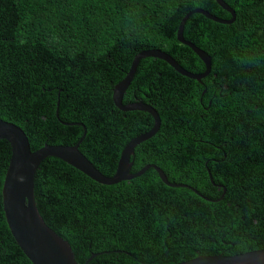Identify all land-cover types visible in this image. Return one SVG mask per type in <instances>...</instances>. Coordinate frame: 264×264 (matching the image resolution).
<instances>
[{"label":"trees","instance_id":"1","mask_svg":"<svg viewBox=\"0 0 264 264\" xmlns=\"http://www.w3.org/2000/svg\"><path fill=\"white\" fill-rule=\"evenodd\" d=\"M223 1L235 13L231 24L192 14L183 28L210 56L207 76L192 80L144 58L122 99L150 105L160 118L155 135L135 147L131 172L155 165L202 197L164 185L152 168L101 185L54 157L38 166L37 210L78 264L91 255L88 264H178L264 249V0ZM194 9L230 19L215 0H0V119L18 126L32 151L73 146L85 129L79 151L111 177L127 142L153 125L147 113L119 111L112 88L145 50L203 73L176 39ZM10 154L0 140V264H32L2 209ZM235 155L248 156L240 176L223 159Z\"/></svg>","mask_w":264,"mask_h":264},{"label":"water","instance_id":"2","mask_svg":"<svg viewBox=\"0 0 264 264\" xmlns=\"http://www.w3.org/2000/svg\"><path fill=\"white\" fill-rule=\"evenodd\" d=\"M215 2L230 15L229 20L217 18L202 9H194L180 20L176 32L177 41L189 47L203 63V73L194 74L184 70L172 57L159 50H145L133 57L124 78L112 88V102L119 111L147 113L152 118L153 125L147 132L137 135L127 142L120 152L115 172L111 177L100 173L79 151L78 147L84 137L85 129L83 136L73 146L44 144L32 151L24 132L18 126L0 119V140H5L11 150L1 189L2 209L14 241L30 263L78 264L69 243L45 224L36 207L33 188L34 175L40 163L47 157L63 161L101 185H114L121 181H129L152 168L164 185L172 188H188L202 197L195 189L186 185L169 183L162 170L155 165L148 164L137 172H131L132 161L130 159L134 154L135 147L155 135L160 127V118L150 105L141 101L123 104L122 99L139 61L144 58L151 57L162 60L178 74L192 80L200 81L201 78L208 75L211 64L210 56L183 38V28L192 14H200L216 23L231 24L235 19L234 11L223 0H215ZM209 178L212 182L210 175ZM93 256L91 255L83 264H88ZM178 264H264V249L231 256H197Z\"/></svg>","mask_w":264,"mask_h":264},{"label":"flooded vegetation","instance_id":"3","mask_svg":"<svg viewBox=\"0 0 264 264\" xmlns=\"http://www.w3.org/2000/svg\"><path fill=\"white\" fill-rule=\"evenodd\" d=\"M135 102V101H134ZM237 119H239V120H241V116H237ZM233 142H234V139L233 138H230ZM244 158V159H243ZM223 159H225V160H228V159H231V160H229L230 162H232V161H235V163H236V166H238V168L236 169V170H233V171H231L235 176H240L241 175V173H243V171H244V162H241V161H243V160H246V159H248V156H246V155H235V156H224L223 157ZM241 159H243V160H241ZM241 160V161H240ZM228 161V162H229ZM221 162H223V161H221ZM241 163V167H242V169H243V171L241 170V167H240V163ZM208 171V170H207ZM208 173H209V171H208ZM210 174V173H209ZM226 175H228V173H225ZM210 183L213 185V186H216V187H218V189L221 187L220 185H216V184H214L213 183V181L211 182L210 181ZM222 188H223V191H225L226 190V187H223L222 186Z\"/></svg>","mask_w":264,"mask_h":264}]
</instances>
